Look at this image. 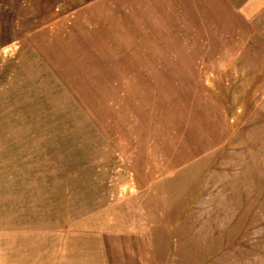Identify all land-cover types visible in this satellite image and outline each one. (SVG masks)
<instances>
[{
  "label": "rangeland",
  "instance_id": "rangeland-1",
  "mask_svg": "<svg viewBox=\"0 0 264 264\" xmlns=\"http://www.w3.org/2000/svg\"><path fill=\"white\" fill-rule=\"evenodd\" d=\"M0 253L264 264V0H0Z\"/></svg>",
  "mask_w": 264,
  "mask_h": 264
},
{
  "label": "crops",
  "instance_id": "crops-1",
  "mask_svg": "<svg viewBox=\"0 0 264 264\" xmlns=\"http://www.w3.org/2000/svg\"><path fill=\"white\" fill-rule=\"evenodd\" d=\"M1 259H2V261H1ZM3 260H4V262H3ZM0 264H6L5 259L1 257V253H0Z\"/></svg>",
  "mask_w": 264,
  "mask_h": 264
}]
</instances>
